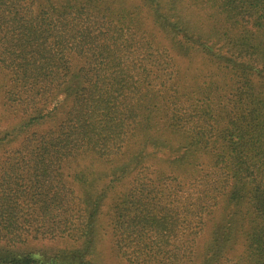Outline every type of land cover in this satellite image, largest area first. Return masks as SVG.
<instances>
[{
	"label": "trees",
	"instance_id": "16d2710c",
	"mask_svg": "<svg viewBox=\"0 0 264 264\" xmlns=\"http://www.w3.org/2000/svg\"><path fill=\"white\" fill-rule=\"evenodd\" d=\"M0 107V264H100L121 187L131 264L129 235L166 228L146 207L198 171L197 222L152 264H264V0H0Z\"/></svg>",
	"mask_w": 264,
	"mask_h": 264
},
{
	"label": "rangeland",
	"instance_id": "374dc122",
	"mask_svg": "<svg viewBox=\"0 0 264 264\" xmlns=\"http://www.w3.org/2000/svg\"><path fill=\"white\" fill-rule=\"evenodd\" d=\"M141 97L142 94H139ZM61 100V96L58 97ZM58 100V101H59ZM55 103L48 107L51 110ZM12 113L9 110H5L0 107V130L5 129L12 125L14 122L11 121ZM52 122H47L39 126V130L45 132L51 126ZM82 159V158H81ZM203 171H198V173L191 177L190 179L182 180L179 185L173 184L172 180H167V186L164 188L162 193L158 194L155 200L151 201V206L146 208L150 210L153 214L157 215L158 219L166 222V228L164 230H159L156 228V224H148L146 230H151L142 235H145L144 240L135 241L136 235H129L130 240L133 242L131 249L128 251V256L131 258V264H152V261L148 258L149 254L146 253L145 243H153L154 238L159 235L166 236L168 240L165 243L169 246L170 244H179L183 235L187 232V229H192L197 222L196 214L201 212V191H204L205 183L203 181ZM95 190L93 187L91 192ZM123 188H118L117 192L122 194ZM118 193H110L108 197L101 198L99 200V207L103 212L101 221V229L97 235L95 244V254L94 256H100V264H127L123 260L116 257L114 253V236L110 231V216H111V205L113 204L116 195ZM198 205V210H197ZM197 210V211H196ZM110 213L108 214V212ZM165 218L164 220H162ZM137 228V225H134ZM139 228V227H138ZM29 242V247L32 250H48L50 248L57 249L65 246L64 243L60 241L52 242L49 239H33ZM169 249V248H168ZM235 255V254H234ZM148 259V261H146ZM159 259V258H158Z\"/></svg>",
	"mask_w": 264,
	"mask_h": 264
}]
</instances>
